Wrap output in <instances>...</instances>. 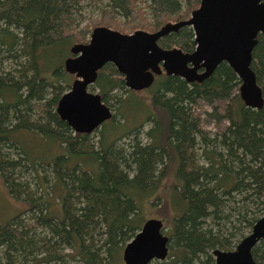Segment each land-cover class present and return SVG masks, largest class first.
<instances>
[{"label": "trees", "instance_id": "1", "mask_svg": "<svg viewBox=\"0 0 264 264\" xmlns=\"http://www.w3.org/2000/svg\"><path fill=\"white\" fill-rule=\"evenodd\" d=\"M199 1L0 0V179L27 206L0 224V264H117L162 191L173 213L168 254L149 264H214L213 250L232 251L251 231L264 209V34L250 65L260 109L243 104L240 82L225 63L201 83L156 76L148 102L106 64L89 89L112 113L91 133L97 142L73 132L56 112L73 77L63 63L73 45L88 42L90 25L155 32L188 19ZM87 8L96 18L80 28ZM158 44L184 53L195 46L188 27ZM201 104L211 107L204 117L214 134L201 128ZM142 122L150 123L144 143L129 138ZM21 132L55 155L26 148ZM251 254L264 264V239Z\"/></svg>", "mask_w": 264, "mask_h": 264}, {"label": "water", "instance_id": "2", "mask_svg": "<svg viewBox=\"0 0 264 264\" xmlns=\"http://www.w3.org/2000/svg\"><path fill=\"white\" fill-rule=\"evenodd\" d=\"M190 27L195 49H163L158 41L182 27ZM259 34H264V0H200L190 18L167 23L154 33L142 30L122 34L106 27L94 28L86 44H75L64 61L66 73L73 75L70 88L59 99L56 112L75 133L91 134L111 118V111L93 85L98 71L111 64L131 91L151 87L154 76L164 73L187 83H201L225 63L240 82L238 94L246 107L260 109L261 89L251 70L252 51ZM200 70V72H198ZM264 239V209L232 251L213 250L214 264H256L252 249ZM168 236L163 223L147 219L122 250L123 264H149L163 261L168 254Z\"/></svg>", "mask_w": 264, "mask_h": 264}, {"label": "rangeland", "instance_id": "3", "mask_svg": "<svg viewBox=\"0 0 264 264\" xmlns=\"http://www.w3.org/2000/svg\"><path fill=\"white\" fill-rule=\"evenodd\" d=\"M140 5L142 7H144L143 4H140ZM83 12H84L83 13L84 15H83V17L81 19V22H80L81 23L80 24V28L90 25V24H87V22H88L87 20L90 17H92V15H93V14H91V10L89 8H87V10H84ZM95 18L96 17L94 15L92 17V19H95ZM168 23H173V22H168ZM90 26H91L90 30H92L93 29V25H90ZM97 26H99V25H97ZM74 79H75L74 76L71 77V82ZM89 91L93 92V93H98V90H94V91L89 90ZM132 92H134V94L139 99H141L143 101L145 100L146 102H148L146 89L142 90V91H137V92L136 91H132ZM121 95H122V97H124L125 96L124 92H122ZM210 109H211L210 106L205 105V104H201V106H199L195 110V113L200 114L201 118L204 120V121H202V126H201L202 130L204 132L214 134L217 131L214 123L210 122V121L209 122L205 121V117H204V113L210 111ZM113 113H114V115L116 114L115 112H113ZM115 119L117 121L118 120L120 121V119L118 118L117 115H115ZM129 121H130V118L127 120V123H129ZM129 125H130V123H129ZM149 127H150V123L142 122V125L138 129V132H140L141 134H139L137 132V129H136L135 131L133 130L130 133L132 135H130L129 138L134 139L135 137H137V138L139 137V139L143 143L146 142L147 139L144 137L143 133H145L148 130ZM97 135L98 134H96V133L91 134V139H93L94 142H97V140H96L98 138ZM17 138L19 140H21V142L23 143V145L26 148L27 147H31V148H33L34 152H36V153L42 152V153L46 154V153H48L50 151V153H49L50 156L55 155L54 151H52L51 146L48 143H45L44 141L40 140L38 137L31 136V135H29L27 133L21 132L20 134H18ZM120 141H121V143L128 142L127 139H121ZM36 143L39 146L38 148L36 146ZM161 195H162L163 199L162 200L160 199L158 203L155 202L154 206H152V207L147 205L148 207L143 212L144 213L143 216H144V219H158V220H161L162 223H163V227H164L163 233L166 235L169 232L168 227H167L169 225V219H170V217H171V215L173 213L171 211L169 203L167 202V197L163 193V191L161 192ZM26 208H27V206H26L25 203H23L21 201H18V200H15V199H13L12 197L9 196L7 190L5 189V187L2 184V181L0 179V224L4 225V224L9 223L13 218H15L16 216L20 215ZM162 216H164L165 218H162ZM117 264H123V262H122V251H121L120 258H119V263H117Z\"/></svg>", "mask_w": 264, "mask_h": 264}, {"label": "flooded vegetation", "instance_id": "4", "mask_svg": "<svg viewBox=\"0 0 264 264\" xmlns=\"http://www.w3.org/2000/svg\"><path fill=\"white\" fill-rule=\"evenodd\" d=\"M199 3H200V1H199ZM198 7H199V6H198ZM198 7H197V8H198ZM197 8H196V9H197ZM194 10H195V9H194ZM190 15H191V14H190ZM189 18H190V16H189ZM189 18H188V19H189ZM188 19H186V20H188ZM180 21H185V20H180ZM180 21H177V22H180ZM173 23H176V22H173ZM166 24H167V23H166ZM164 25H165V24H164ZM164 25H163V26H164ZM97 27H104V26H97ZM97 27H94V28H97ZM161 27H162V26H161ZM161 27H160V28H161ZM185 27H187V26H185ZM94 28H93V29H94ZM106 28H108V27H106ZM160 28H159V29H160ZM182 28H184V27H182ZM182 28H180V29H182ZM188 28H190V27H188ZM93 29H92V30H93ZM108 29H110V28H108ZM159 29H158V30H159ZM180 29H179V30H180ZM190 29H191V28H190ZM92 30H91V32H92ZM111 30H113V29H111ZM158 30H157V31H158ZM179 30H178V31H179ZM191 30H192V29H191ZM114 31H116V30H114ZM136 31H139V30H136ZM142 31H143V30H142ZM118 32H119V31H118ZM133 32H135V31H133ZM133 32H131V33H122V34H132ZM145 32H146V31H145ZM155 32H156V31H155ZM120 33H121V32H120ZM148 33H154V32H148ZM192 33H193V31H192ZM170 34H171V33H170ZM90 35H91V33H90ZM90 35H89V37H90ZM167 36H168V35H167ZM165 37H166V36H165ZM163 38H164V37H163ZM160 40H161V39H160ZM160 40H159V41H160ZM159 41H158V42H159ZM193 41H194V34H193ZM194 44H195V43H194ZM158 45H159V44H158ZM171 49H173V48H171ZM175 49H179V48H176V47H175ZM194 49H195V46H194ZM194 49H193V51H194ZM179 50H180V49H179ZM193 51H192V52H193ZM181 52H182V51H181ZM192 52H191V53H192ZM182 53H184V52H182ZM185 54H186V53H185ZM226 65H227V64H226ZM198 72H200V70H198ZM162 74H163V73H162ZM158 76H160V75H158ZM155 78H156V76H154V79H155ZM91 86H92V85H91ZM91 86H90V87H91ZM90 87L88 88V90L90 89ZM163 229H164V227H163ZM163 234H164V233H163ZM164 235H165V234H164ZM166 236H167V235H166ZM167 247H168V245H167ZM211 256H212V252H211ZM212 259H213V263H214L215 261H214V257H213V256H212ZM154 261H156V260H154ZM151 262H152V261H151Z\"/></svg>", "mask_w": 264, "mask_h": 264}, {"label": "bare ground", "instance_id": "5", "mask_svg": "<svg viewBox=\"0 0 264 264\" xmlns=\"http://www.w3.org/2000/svg\"><path fill=\"white\" fill-rule=\"evenodd\" d=\"M64 64V63H63ZM255 224V223H254Z\"/></svg>", "mask_w": 264, "mask_h": 264}]
</instances>
